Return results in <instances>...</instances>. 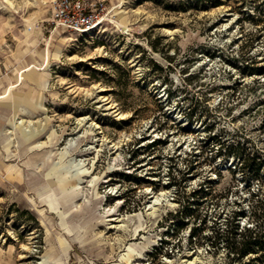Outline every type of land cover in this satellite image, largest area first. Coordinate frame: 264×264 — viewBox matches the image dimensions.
<instances>
[{
    "label": "rangeland",
    "instance_id": "rangeland-1",
    "mask_svg": "<svg viewBox=\"0 0 264 264\" xmlns=\"http://www.w3.org/2000/svg\"><path fill=\"white\" fill-rule=\"evenodd\" d=\"M106 1L79 33L0 0V264H249L219 232L264 221V0Z\"/></svg>",
    "mask_w": 264,
    "mask_h": 264
},
{
    "label": "trees",
    "instance_id": "trees-1",
    "mask_svg": "<svg viewBox=\"0 0 264 264\" xmlns=\"http://www.w3.org/2000/svg\"><path fill=\"white\" fill-rule=\"evenodd\" d=\"M227 153L233 154L234 156L238 155L242 159V166L244 171L250 169L254 172L255 175L259 176L261 173V161L256 155H248L240 146L233 144H228ZM188 208V206H186ZM187 210V209H185ZM236 216L243 214V211H236ZM254 217L260 218L261 214L258 213V210L255 208ZM227 230L229 233L219 232L220 236H223L227 246L231 248L232 251L236 252L239 255L240 259L253 254H256L255 257L251 258L249 264H264V221H258L254 226L242 227L241 223L237 222L235 225L228 226ZM242 228V231L240 229ZM193 235L197 236L195 231Z\"/></svg>",
    "mask_w": 264,
    "mask_h": 264
},
{
    "label": "built area",
    "instance_id": "built-area-1",
    "mask_svg": "<svg viewBox=\"0 0 264 264\" xmlns=\"http://www.w3.org/2000/svg\"><path fill=\"white\" fill-rule=\"evenodd\" d=\"M51 23L55 29L91 33L108 19L106 0H52Z\"/></svg>",
    "mask_w": 264,
    "mask_h": 264
},
{
    "label": "bare ground",
    "instance_id": "bare-ground-1",
    "mask_svg": "<svg viewBox=\"0 0 264 264\" xmlns=\"http://www.w3.org/2000/svg\"><path fill=\"white\" fill-rule=\"evenodd\" d=\"M119 23H120V22H119ZM17 120H18V119H17ZM16 124H17V123H16ZM14 137H15V136H14ZM14 140H15V139H14ZM113 219H117V218H113ZM119 220H121V219H118V221H119ZM123 226H124V224H120V223H119V224H114V223H113V225H112L111 227H123ZM124 239H126V238H124ZM129 258H131V257H129ZM189 263L192 264V263H194V262H193V260H191Z\"/></svg>",
    "mask_w": 264,
    "mask_h": 264
}]
</instances>
